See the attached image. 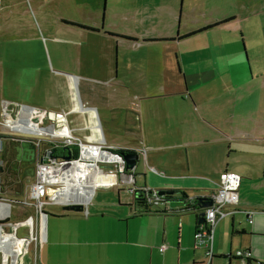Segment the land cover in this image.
<instances>
[{
	"label": "crops",
	"instance_id": "obj_1",
	"mask_svg": "<svg viewBox=\"0 0 264 264\" xmlns=\"http://www.w3.org/2000/svg\"><path fill=\"white\" fill-rule=\"evenodd\" d=\"M162 3L128 1L127 8L132 9L129 16L142 23L141 32H106L96 20H62L78 30L61 38L72 43L69 56L74 69L59 65L51 72L46 65L12 69L8 91L0 88V99L63 113L72 133L82 140L102 138L108 145L133 149L144 162L143 171L136 170L137 165L131 169L137 186L179 190L192 199L215 189L223 171L237 173L238 199L225 209L235 212L217 221L212 251L215 256L230 252H217L214 243V233L229 219L231 236L243 237V247L238 249L264 264V86L254 79L261 72L253 74L251 70L250 77L239 72L233 77L243 56L233 51L230 60L226 59V43L234 46L232 37L209 43L206 34L228 25L235 16L203 30L193 26L181 31V0L178 11L172 3L161 7ZM127 14L123 11L122 18ZM217 22L220 20L207 25ZM35 40L40 46L36 36ZM88 81L104 86L106 91L93 96ZM78 84L84 92L77 102L71 87ZM196 86L201 87L204 101L213 102L203 112L199 109L204 103L194 96ZM243 88L250 91L242 92ZM65 91L68 98L61 99L60 93ZM245 107L252 112L242 113ZM117 130L123 141L114 140ZM114 187H128L129 199L106 205L95 197L86 214L65 210L54 215V222L49 219L39 264L202 263L203 250L194 247L193 237L197 210L185 209L172 197L144 212L135 205L130 185L104 188ZM245 211L251 212L250 221ZM162 245L165 247L160 251ZM221 259L226 264L237 262ZM28 264H32L31 257Z\"/></svg>",
	"mask_w": 264,
	"mask_h": 264
},
{
	"label": "rangeland",
	"instance_id": "obj_2",
	"mask_svg": "<svg viewBox=\"0 0 264 264\" xmlns=\"http://www.w3.org/2000/svg\"><path fill=\"white\" fill-rule=\"evenodd\" d=\"M128 1L129 0H0L1 90L4 92L8 91L11 70L17 67L46 65L50 72L53 71V69L56 70L57 65L65 66L68 70L74 69L73 58L69 56L72 53V43L61 41V38L78 30L75 26L64 24L62 20L69 19L76 22L82 21L87 23L96 20V25L99 27L101 26L102 30L106 32H111L112 30L126 33L143 31L144 27L142 23L137 24L130 18L129 15H131L132 9L127 8L129 5ZM162 2H165V4L162 3L161 7L167 6L166 2H168L172 3V7L175 11H178L180 0H162ZM192 5H194L192 9H187V7H191ZM123 11L128 13L126 19L122 18ZM231 16H235V20L231 23L226 26L218 27L206 34L209 43H213L214 39L218 42L224 36L230 35L234 41V46L226 43V59L230 60L233 51L239 54V56H241L240 52H242L243 56L240 58L241 67H236L235 70L233 69L235 73V75L232 74L233 77L238 76L239 72H241L242 76L246 74L250 77L251 70L253 74H255L256 71H260L261 75L254 79L260 81L261 85L264 86V0H181V21L179 22V26H181V31H187L189 27L193 26L203 28V26L207 25L209 22L214 20L222 21ZM172 20L175 27V17L172 18ZM63 34L65 35L63 36ZM35 36L39 39L40 46L35 40ZM201 42L203 41L201 40ZM203 44L206 43L204 42ZM243 46L245 51L243 50ZM245 53L247 56H245ZM249 68L250 72L248 71ZM12 75L13 74H11V76ZM88 84H91L88 90L94 94L93 96H95V94H100L102 89L104 92L106 91L104 86H98L89 81ZM193 90L195 93L194 96L200 102L204 103V105H200V112L204 111V107L213 104L212 101L206 102L203 100L200 86L194 87ZM249 91V88L242 89V92ZM83 92L81 84H78L77 87L72 85L71 93L77 102L79 96H82ZM60 96L61 99H67L68 92H61ZM51 99V102L54 103V98ZM2 100L13 103L10 99H0V109ZM114 100H116V98H114L113 101ZM97 107L99 114H101L100 105H97ZM44 110L53 111L52 109ZM242 111V113H249L252 112V109L245 107ZM1 119L2 116L0 115V120ZM100 119L102 125L103 118L101 115ZM114 133L118 135L117 139L114 140L123 141L125 139L123 136L121 137L118 130ZM4 135L7 134L2 131V126H0V153L5 148L4 143L8 140V137H4ZM106 137L109 138L107 134ZM141 155L143 157V152ZM143 163V159L140 156L136 163V170L143 171ZM2 166L3 163L0 161V167L2 168ZM18 171L15 177H8L9 179L7 180L3 179L2 172L0 171V198L13 199L16 201L20 197L26 195L31 182V176L23 177L21 170ZM127 189L128 187H114L113 189L104 187L96 188L90 202H93V198L95 197L96 200H100L106 205L115 203L117 200L123 202L124 199L128 200L130 197ZM117 192L119 197H117ZM121 193H123L122 196ZM44 208L51 214L50 220L52 222H54L55 219L54 215L57 216L65 211L60 205H45ZM13 212L16 213V216L18 213L24 214V211L18 207H15ZM16 216H11L10 220L16 221L21 219L20 216ZM4 230L6 231L7 229L4 228ZM17 233L18 235H25L24 226L18 228ZM242 239L243 237L241 236H231L229 219H227V222L214 233V243L216 242L217 252L226 253L230 250V252L235 253L238 248L243 247L241 243ZM23 257L25 264H28L31 257L29 249L25 250ZM212 264H226V260H222L219 257L213 260Z\"/></svg>",
	"mask_w": 264,
	"mask_h": 264
},
{
	"label": "built area",
	"instance_id": "obj_3",
	"mask_svg": "<svg viewBox=\"0 0 264 264\" xmlns=\"http://www.w3.org/2000/svg\"><path fill=\"white\" fill-rule=\"evenodd\" d=\"M0 115V126L8 138L19 140L28 137L37 146L32 182L26 195L16 201L0 198V264H24L23 253L27 249L30 250L32 264H39V249L47 240L50 229L51 214L45 210V205H60L62 208L80 205V211L86 214L96 188L120 185H130L131 193L143 194V207L166 201V195L135 185V176L131 169L126 168L123 153L115 150L127 148L108 145L102 138L82 140L72 133L63 113H48L33 106H15L2 100ZM70 148L72 154L68 156ZM239 180L237 173L223 171L215 189L194 197L211 201L204 207V220L196 225L193 234L194 247L203 250L201 264L211 263L217 221L227 213L235 212V209L229 212L225 209L237 202ZM15 207L23 210L24 214L16 216L13 212ZM245 213L247 221H250L251 212ZM11 216H20L21 219L11 221ZM21 226H24L25 235L17 233ZM164 247L162 245L159 250ZM232 255L237 261L233 264H260L241 249Z\"/></svg>",
	"mask_w": 264,
	"mask_h": 264
},
{
	"label": "water",
	"instance_id": "obj_4",
	"mask_svg": "<svg viewBox=\"0 0 264 264\" xmlns=\"http://www.w3.org/2000/svg\"><path fill=\"white\" fill-rule=\"evenodd\" d=\"M184 38H187L186 36ZM246 56V55H245ZM15 157L19 160V167L21 168V174L23 177L32 176L34 171V162L37 154V146L31 140V138L23 137L22 139L17 140V144L14 146ZM72 154V149L68 150V156ZM125 161L126 168L133 169L136 166L138 160V154L133 152H127L122 155ZM1 171V167H0ZM160 195H171L175 191L169 188H159L155 190ZM198 207L204 208L211 204L210 200L198 198ZM64 210L67 211H80V205H65L63 206ZM203 211H198L196 213V220L198 223L203 222Z\"/></svg>",
	"mask_w": 264,
	"mask_h": 264
},
{
	"label": "trees",
	"instance_id": "obj_5",
	"mask_svg": "<svg viewBox=\"0 0 264 264\" xmlns=\"http://www.w3.org/2000/svg\"><path fill=\"white\" fill-rule=\"evenodd\" d=\"M225 20L223 21H220V22H217V23H213V24H209V25H206L204 26L202 29L200 30H203V29H206V28H209L213 25H217L221 22H224ZM79 27H82V28H85L87 30H91V31H98L99 29H95V28H91V27H87V26H83V25H78ZM108 34H111V33H108ZM5 136V135H4ZM116 151L118 152H121L123 154L127 153V152H133L132 150L130 149H115ZM55 152H58V149H55ZM11 153V157H14L15 155V150L13 149V152H10ZM4 170L1 169V172H2V176H3V179H9L8 177H11L7 171L8 169V163H4ZM264 172V170H263ZM151 190V189H150ZM132 196H133V201L135 203V205L142 211L146 212L148 211L149 209L147 207H143L142 205V202L144 201V196L143 194H140V193H135L133 192L132 193ZM176 198L178 201L182 202L184 204V208L185 209H193L194 211L197 210L198 212V200H196V198H193L192 199V202H190L189 198L187 197L186 193L183 192V191H175L173 194L171 195H166L165 196V200H168L169 198ZM242 231H234L235 234L237 233H241ZM247 251V250H246ZM215 257H220V258H226V259H233V255L231 252H228L227 254H222V255H218V256H215L214 254L212 255L211 257V260Z\"/></svg>",
	"mask_w": 264,
	"mask_h": 264
},
{
	"label": "flooded vegetation",
	"instance_id": "obj_6",
	"mask_svg": "<svg viewBox=\"0 0 264 264\" xmlns=\"http://www.w3.org/2000/svg\"><path fill=\"white\" fill-rule=\"evenodd\" d=\"M7 139V142L4 143L5 148L0 153V161L3 163L1 169L4 170V163H8L7 171L11 177H15L19 172L18 170H21V168L19 167V160L16 159L15 155L14 157H11L10 152H13L14 146L17 144V139H14L13 137ZM198 211H204V208H198Z\"/></svg>",
	"mask_w": 264,
	"mask_h": 264
}]
</instances>
